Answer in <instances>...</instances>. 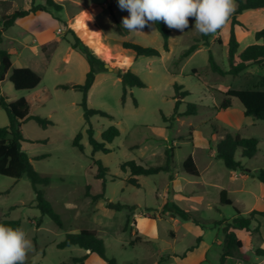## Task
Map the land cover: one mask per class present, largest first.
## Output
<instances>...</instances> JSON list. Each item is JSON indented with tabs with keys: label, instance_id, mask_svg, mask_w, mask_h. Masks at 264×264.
I'll return each mask as SVG.
<instances>
[{
	"label": "rangeland",
	"instance_id": "obj_1",
	"mask_svg": "<svg viewBox=\"0 0 264 264\" xmlns=\"http://www.w3.org/2000/svg\"><path fill=\"white\" fill-rule=\"evenodd\" d=\"M70 1L84 4L88 8L97 7L99 27L91 23L87 12H81L76 22L64 25L63 20L65 22L69 15L75 17L80 13V9ZM32 2L0 0V29L3 15L27 10L32 7ZM36 4H46V0H36ZM61 4L64 5V10L49 7L48 12H38L18 19L14 26L4 32L1 45L11 53L13 67H34L42 77V83L36 89L25 91L15 90L7 77L1 84L2 94L7 95L10 100L23 97L30 99L34 104L33 113L54 122L47 129L41 128L34 120L25 122L22 131L29 142L23 143L22 149L30 157L34 169L49 177L50 185L39 188L62 218L63 227H57L48 217L42 218L41 212L35 207V192L27 176L19 180L0 176V220L21 222L20 228L34 245L27 260L35 264H73L72 258L85 255L86 250L75 245L61 249L57 245L67 234L87 229L98 233L104 240L106 256L115 258L117 264H153L172 243L171 230L175 229L178 233L176 243L180 246L194 240L193 234L183 225L174 227L168 215L163 216L162 207L167 201H173L183 209L191 208L198 219L225 218L226 223L237 216L235 209L244 217H248L252 210L264 211L262 183L253 177L257 170L264 169V121L246 117L237 99H232V108L219 109L229 89H261L264 70L251 66L238 76H221L214 73L209 65V53L212 52L222 69L230 68V22L217 34L210 35L208 45H204L203 35L191 27L195 21L190 18V27L183 33L170 29V49L166 52L162 36L154 26L143 32H129L127 35H121L116 30V20L122 23V18L129 15L127 11L120 10L118 0H64ZM241 20L249 30L238 29L240 50L256 42L252 32L264 28V15L247 13ZM71 30L85 40H88L90 33L98 32V37L92 40L94 52L112 68L125 70L131 65V59L126 56L127 51L119 43L121 40L152 47L161 53L160 57L134 55L131 70L146 87L132 88L125 104L121 100L123 88L117 74L105 71L96 76L88 93V107L105 111L113 118L94 115L91 118L94 137L101 141V134L110 126H116L120 131V136L107 144L111 149L108 154L92 153L80 105L82 93L59 87L83 84L86 79L85 66L88 64L79 52L71 49ZM41 43H47L48 52L42 51ZM193 44H198L197 50L180 60L181 55ZM175 83L190 92L183 99L178 112L183 113L188 103H194L198 105L196 115H176L172 118ZM134 100L137 101V106ZM162 114L169 121L165 122ZM8 125V116L0 108V128ZM79 132L83 133V152L73 146L74 138ZM229 133L254 137L259 141L258 151L253 158L242 157L240 151L236 153V159L252 174L231 171L222 160L215 157L217 145ZM167 151H173L174 155V187L166 172L136 177L140 187L129 183L130 172L122 171L123 163L134 160L143 166H165ZM41 156L46 157L40 158ZM189 156L195 160L200 171L199 177L190 176L183 169V162ZM94 160H100L109 169L104 188L103 182L95 178L97 166ZM89 185L92 194H99L104 190L105 198L97 203L93 202L86 196ZM221 189L230 192V199L234 203L231 206L223 205L222 212H219L217 208L221 206ZM108 201L140 207L131 214V221L125 232L128 211L108 209ZM145 207L155 209L154 212L146 213V216L162 217H158L156 226L158 245L140 244L132 247L129 243L135 238L134 215H145L142 210ZM41 218L42 223L37 226ZM252 228V236L244 233L241 235L243 248L232 257L231 264L252 261L256 257L254 251L264 249V218L255 221ZM211 234L213 237L214 234ZM220 249L221 246L214 245L211 263L219 262ZM86 264H105V261L98 255L91 254Z\"/></svg>",
	"mask_w": 264,
	"mask_h": 264
},
{
	"label": "trees",
	"instance_id": "obj_2",
	"mask_svg": "<svg viewBox=\"0 0 264 264\" xmlns=\"http://www.w3.org/2000/svg\"><path fill=\"white\" fill-rule=\"evenodd\" d=\"M32 7L27 10H17L12 14L3 15L1 20L3 22L2 28L0 29V108L3 109L9 119V125L6 127L0 128V176L12 178L15 180L21 179L23 176H27L30 180L33 190L35 192V207L41 212V216L48 217L53 221V223L59 227H63V221L60 215L55 211L52 203L46 198L45 193L42 189H39L38 186L47 187L50 185V179L48 176L41 175L38 173L32 163L31 159L26 152L23 151L22 145L25 142H29L24 138L22 126L28 120H34L41 128L47 129L53 125V121L47 118H43L39 115L31 114V104L26 98H20L18 100H10L7 95L2 94L1 84L6 79L9 74V81L14 86L17 91L25 90H34L36 89L42 79L41 76L30 68H13L12 65V55L9 51L2 48L3 43V34L10 27L15 25L17 19L27 17L31 14L37 12H48V8L52 7L58 11L62 9L61 5H58L54 0H46L45 5H36V0H32ZM264 8V0H236V9L230 19V38L228 42V62L230 65L229 70L222 69L215 60L212 52L209 53V65L211 70L214 73H217L221 76L231 75L238 76L241 73L245 72L251 66H258L264 70V28L255 33L256 43L248 45L241 53L238 54L240 44L236 36L235 27L244 25L238 20V16L248 10H257ZM116 30L121 35H127L129 31L122 27V23L116 20ZM157 31L161 34L163 39V49L164 51H169V40L171 35V30L162 22H159L153 25ZM148 29V28H145ZM72 41L70 46L72 50L78 51L84 56L89 65V71L86 74V79L83 84H71V85H60V88L63 89H75L82 93L83 98L81 102V107L83 108V116L85 125L87 126L86 132L88 135L89 144L92 147L93 155L97 152H102L108 154L111 152V149L107 147V144L112 143L115 138L120 136V131L116 126H110L108 129L103 131L101 134V141H98L94 137V130L91 124V118L94 115H99L101 117L113 118L109 113L92 109L88 107L87 99L88 93L92 86L95 83L96 76L99 73L108 71L105 68L106 62L98 57L93 49L94 43L93 39L98 37V32H92L89 35L88 40H85L82 36L77 34L75 31L71 30ZM210 35L205 36L204 45H208V38ZM262 41V43H258ZM221 42V41H220ZM122 48L125 50L133 51L136 57H160L161 53L159 50L152 47H144L142 45L124 41L121 43ZM198 44H193L188 48L180 57V60L188 57L197 50ZM45 52L47 51V44L42 46ZM238 61L236 62V58ZM117 77L121 80L123 94H122V103H126V99L129 91L132 88H145V83L136 75L130 68L125 70H120L117 74ZM175 89V107L174 115L180 116H190L196 115L198 112V105L194 103H188L187 108L183 113H179V107L183 103V99L187 97L190 92L184 90L182 85L177 83L174 84ZM232 99H237L243 109V113L246 117H252L257 120L264 121V79L262 81L261 89H229L225 93V99L219 106L220 110H227L232 108ZM135 105L137 106V101L134 100ZM163 120L165 122L169 121L168 118L162 114ZM83 139V133L79 132L73 141V146L78 148L80 151H84V146L81 143ZM259 141L254 137H242L239 134H227L217 145L215 151V157L219 160H222L225 167L231 171H240L244 174H252V172L245 168L240 160L236 159V153L241 152V156L244 158L251 159L253 158L258 151ZM172 150V149H171ZM167 154V164L165 166H143L136 161L131 160L125 162L121 165L122 171L130 172V184L135 187H140L138 176H149L156 175L161 172L169 173L170 183L174 181V166H173V151L166 152ZM46 156H41L40 158H45ZM94 164L97 166V172L95 178L103 182V188L106 183V176L109 171L107 167L103 165L100 160H94ZM184 171L194 177L200 176V171L195 163V160L192 156H189L183 162ZM254 178H257L261 183L264 184V169H259L253 174ZM91 186H87L86 196L90 197L93 202H97L100 199L105 198L104 190L99 194H92L90 192ZM8 193V192H5ZM2 194V193H0ZM220 203L225 206L233 205V201L228 198V193L226 190H223L220 194ZM108 209L114 211L127 210V218L124 227V232L127 229V225L131 221V214L134 211L139 209L138 205H128L121 204L112 201L106 203ZM15 208V207H13ZM11 208V209H13ZM143 213L154 212L155 209L152 208H143ZM237 216L232 220V222H227L223 228L225 234L223 252L220 258V264H225L229 258L234 257V255L243 248V242L239 239L238 233H244L246 235L252 232L251 224L253 221H259L264 218V211L253 210L250 212L248 217L242 216V214L237 210ZM169 213L175 218H179L183 221H192L197 224L204 225L205 222H202L198 219L193 212L188 209H183L179 205L167 201L163 208L162 214ZM151 217L155 218V215ZM42 218L38 221L37 226H40L42 223ZM226 222V221H225ZM0 223L5 224L6 226H11L13 228H20L21 222L18 220H0ZM134 225L136 221L133 220ZM210 224V222H207ZM217 224V222H214ZM142 241L141 238H135L131 245H134L136 242ZM79 246L80 248L88 251L85 255L81 257L72 258L73 264H86V260L91 254H96L104 261L106 264H117L115 258H108L106 256V247L104 240L98 235L95 230L83 229L78 233H69L66 235V238L59 243L58 248H65L69 246ZM194 248H190V251ZM257 256H264V249L256 250ZM26 264H35L32 261H26Z\"/></svg>",
	"mask_w": 264,
	"mask_h": 264
},
{
	"label": "clouds",
	"instance_id": "obj_3",
	"mask_svg": "<svg viewBox=\"0 0 264 264\" xmlns=\"http://www.w3.org/2000/svg\"><path fill=\"white\" fill-rule=\"evenodd\" d=\"M122 27L129 32H143L145 28L162 22L169 29L184 32L191 26L201 35H215L230 22L236 0H118ZM34 250L32 240L22 228L0 223V264H26L28 253Z\"/></svg>",
	"mask_w": 264,
	"mask_h": 264
},
{
	"label": "crops",
	"instance_id": "obj_4",
	"mask_svg": "<svg viewBox=\"0 0 264 264\" xmlns=\"http://www.w3.org/2000/svg\"><path fill=\"white\" fill-rule=\"evenodd\" d=\"M2 1H6V0H2ZM54 2L56 4H58V5H61L62 6L61 10H64V5L61 4V3H64V0H62V2H59L58 0H54ZM70 3H72L73 5H76L80 9V13L78 15H75V17H72L73 15H69L68 19L65 20V22L63 20V24L64 25L70 24L72 22H76L77 19L81 16V14H82L81 12H87L88 13V18L91 20V23L94 26L95 25L98 26V23H97V14H98V10L97 9L98 8L97 7L88 8L84 4H77V3L72 2V1H70ZM36 5H39V4H36ZM40 5H45V4H40ZM247 13H262L264 15V8L257 9V10H254V11H245L244 13L239 15L238 16V20L244 25V27H240V26H236L235 27L236 36H237V32H238L239 28H243L245 30H249L248 26L241 20V18L244 15H246ZM17 20H16V22H17ZM16 22H15V24H16ZM257 31H259V30H254L252 32L254 34V37H255V33ZM255 41H256V39H255ZM120 42L122 43L124 41L121 40V41H119V43ZM258 43H262V41H259ZM45 44H47V43H41L40 47L42 48V46H44ZM246 47H243L241 50L239 48L238 54L241 53ZM42 51H44V50H42ZM126 51H127V55L126 56L131 59V65H132L135 53L133 51H130V50H126ZM128 53H131V55H128ZM87 64H88V62H87ZM12 65H13V63H12ZM130 66H128L126 69H128V68L131 69ZM13 68H17V67H13ZM18 68H24V67H18ZM30 69H32V70H34L36 72V69L34 67L30 68ZM88 71H89V66L87 65V66H85V72H88ZM7 77L9 78V74L7 75ZM41 79H42V77H41ZM41 83H42V81H41ZM16 100H18V99H16ZM27 100L31 104V114L32 115H37V114L32 112V110H33L32 107L34 106L33 102L30 99H27ZM242 111H243V109H242ZM53 125H54V122H53ZM171 184H172V187H174L175 186V180ZM38 188H39V186H38ZM261 188H262V190L264 192V184L263 183L261 185ZM223 190H225V189H221V191L219 193V203H220V194H221V192ZM173 192L174 193L176 192L175 189H173ZM227 193H228V198L230 199V192L227 191ZM168 194H169V192H168ZM97 202H95V203H97ZM173 203H175V202H173ZM222 206L223 205L221 204L220 208H217V210L219 212H222V208H221ZM187 209L194 213V211H192L191 208L187 207ZM144 214L145 215H142V214H135L134 215L135 216V221H136V225H135V228H134L135 229L134 230V235H135L134 237L135 238H141L142 241L136 242L134 245H131V242L135 239L134 238L129 243V245L132 246V247L138 246L140 244H145V245H150V246L151 245L152 246L153 245L154 246L158 245V243L156 241L158 239L156 226H157L158 217H159V219H162V217L157 215L155 218H153L150 215L146 216V213H144ZM165 215H168L167 217L171 221H173L174 227H177L179 225H183V227L186 228L187 231H189L190 233L193 234L194 240H193L192 243H189V244H187L185 246H180L178 243H176V241L178 240V233H176L175 229L171 230L170 231V235L172 237V243L169 244L168 247H166V249H164L162 251V254L160 255L159 259L157 261H154L153 264H220V258H221L222 252H223V246H224V240H225V234L223 232V228H224V226L226 224L225 221H227V219H225V218H223V219H204V218H201L200 220L202 222H205V223L206 222H210V224L201 225V224H197V223L192 222V221H183V220H181L179 218H175V217L171 216L169 213H165L163 216H165ZM235 217L236 216L232 217L230 220H228V222H231ZM181 222H184V223L181 224ZM214 222H217V224H214ZM221 222H223V223H221ZM190 223H192V224H190ZM253 223H255V221H253L252 224H251L252 232L250 234H248L249 236H252L251 234H253V232H254V229L252 228ZM211 233L214 234L213 237H212ZM241 235H243V233L239 232L238 233V237H239L240 240H242L241 239ZM215 244L218 247L221 246L222 249H220V254L218 255L219 262L218 263L217 262L216 263H211V261H210L211 252L214 249V245ZM192 247L194 249L190 251V248H192ZM259 249H262V248H259ZM254 250H255V248H254ZM256 250L254 251L255 255H256ZM86 253H89V252L86 251ZM232 259L233 258H229L226 261L225 264H231ZM105 264H106V262H105ZM232 264H237V262H233ZM244 264H264V256H257L256 255L255 259H253L252 261H247Z\"/></svg>",
	"mask_w": 264,
	"mask_h": 264
},
{
	"label": "water",
	"instance_id": "obj_5",
	"mask_svg": "<svg viewBox=\"0 0 264 264\" xmlns=\"http://www.w3.org/2000/svg\"><path fill=\"white\" fill-rule=\"evenodd\" d=\"M105 68L110 71L113 72L115 74H118L120 72L119 68H112L108 63L105 64Z\"/></svg>",
	"mask_w": 264,
	"mask_h": 264
},
{
	"label": "built area",
	"instance_id": "obj_6",
	"mask_svg": "<svg viewBox=\"0 0 264 264\" xmlns=\"http://www.w3.org/2000/svg\"><path fill=\"white\" fill-rule=\"evenodd\" d=\"M59 32H62L61 30H59Z\"/></svg>",
	"mask_w": 264,
	"mask_h": 264
}]
</instances>
